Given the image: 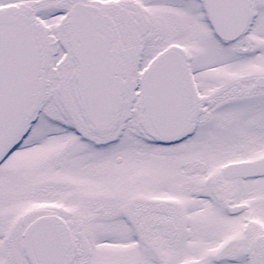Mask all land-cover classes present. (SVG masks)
<instances>
[{"label":"snow or ice","instance_id":"snow-or-ice-1","mask_svg":"<svg viewBox=\"0 0 264 264\" xmlns=\"http://www.w3.org/2000/svg\"><path fill=\"white\" fill-rule=\"evenodd\" d=\"M0 264H264V0H0Z\"/></svg>","mask_w":264,"mask_h":264}]
</instances>
